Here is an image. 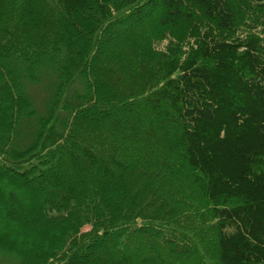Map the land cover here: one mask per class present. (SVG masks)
<instances>
[{"label":"trees","instance_id":"trees-1","mask_svg":"<svg viewBox=\"0 0 264 264\" xmlns=\"http://www.w3.org/2000/svg\"><path fill=\"white\" fill-rule=\"evenodd\" d=\"M199 254L264 264V0H0V264Z\"/></svg>","mask_w":264,"mask_h":264},{"label":"rangeland","instance_id":"rangeland-1","mask_svg":"<svg viewBox=\"0 0 264 264\" xmlns=\"http://www.w3.org/2000/svg\"><path fill=\"white\" fill-rule=\"evenodd\" d=\"M142 103H138L137 106L135 107L134 111H139L144 114V109L142 107ZM205 258L204 255L199 254L198 258L193 260L192 262L190 261L188 264H205Z\"/></svg>","mask_w":264,"mask_h":264}]
</instances>
